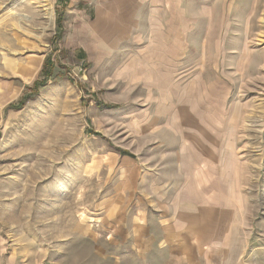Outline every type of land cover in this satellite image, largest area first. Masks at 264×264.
Segmentation results:
<instances>
[{
  "label": "rangeland",
  "instance_id": "rangeland-1",
  "mask_svg": "<svg viewBox=\"0 0 264 264\" xmlns=\"http://www.w3.org/2000/svg\"><path fill=\"white\" fill-rule=\"evenodd\" d=\"M118 1L0 0V264H264V0Z\"/></svg>",
  "mask_w": 264,
  "mask_h": 264
},
{
  "label": "crops",
  "instance_id": "crops-1",
  "mask_svg": "<svg viewBox=\"0 0 264 264\" xmlns=\"http://www.w3.org/2000/svg\"><path fill=\"white\" fill-rule=\"evenodd\" d=\"M93 2L94 3V21H96V23H103V21L107 18H110L111 23H110V28L113 29L115 27V25H119L120 29L124 31L123 28H126V26H124L121 22V15H120V7H121V3L118 0H110L106 5L104 4H100L98 0H70V4L73 7L72 9V14L70 15L71 18H75L77 19V29L79 33H85L87 35H92L93 34V30L90 28V24L85 23L86 21H88V19L90 20V17L88 16L89 14H91L90 12L87 13L86 12V7L90 8L89 4H91ZM73 2V3H72ZM85 3H87V5H84ZM79 5H82L80 8L78 7ZM75 7V8H74ZM108 7L109 11H105L104 9ZM136 11V7L133 8V14ZM116 17H118L119 23H117L118 21L116 20ZM135 34V28H133L132 31ZM132 37H135V35H133ZM150 37V36H149ZM78 41V40H77Z\"/></svg>",
  "mask_w": 264,
  "mask_h": 264
},
{
  "label": "trees",
  "instance_id": "trees-1",
  "mask_svg": "<svg viewBox=\"0 0 264 264\" xmlns=\"http://www.w3.org/2000/svg\"><path fill=\"white\" fill-rule=\"evenodd\" d=\"M61 1L64 4V6H66L68 0H61ZM62 21H63V15L59 14L56 18V25L59 32L62 30ZM80 56H81L80 59L84 57L83 54H81ZM52 69H53V64L51 62V59L47 57L44 60V63L40 70L39 78L34 82L33 89L37 90L38 88L43 87L45 85L46 81L53 75ZM21 101H25V99H22ZM21 105L22 103L19 105V108Z\"/></svg>",
  "mask_w": 264,
  "mask_h": 264
},
{
  "label": "built area",
  "instance_id": "built-area-1",
  "mask_svg": "<svg viewBox=\"0 0 264 264\" xmlns=\"http://www.w3.org/2000/svg\"><path fill=\"white\" fill-rule=\"evenodd\" d=\"M53 1H57V0H53Z\"/></svg>",
  "mask_w": 264,
  "mask_h": 264
}]
</instances>
